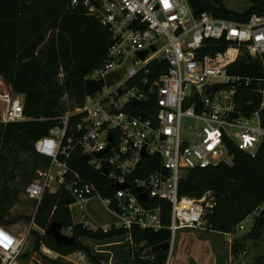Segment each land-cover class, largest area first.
<instances>
[{
	"label": "built area",
	"instance_id": "1",
	"mask_svg": "<svg viewBox=\"0 0 264 264\" xmlns=\"http://www.w3.org/2000/svg\"><path fill=\"white\" fill-rule=\"evenodd\" d=\"M69 7L82 8L108 33L103 61L84 80H106L112 73L120 77L114 76L111 84L86 95L82 105L58 116V124L36 142V152L50 163L27 184L25 194L41 201L46 192L66 191L74 199L69 209L76 206L81 217L88 202L99 197L113 225L128 232L129 264L151 258L145 251L136 255L132 229L167 228L169 264L177 231L203 226L215 207L211 191L198 199L180 195L181 179L192 169L232 164V149L254 155L263 141L264 75L231 70L242 54L264 60V12L235 21L206 9L196 13L190 0H70ZM145 51L143 59L140 53ZM2 85L6 93L0 91V97L7 105L0 123L28 120L24 95L3 81ZM243 92L258 94V102H242L238 95ZM185 119L194 126H185ZM76 154L114 184L112 196H103L92 180L72 167ZM141 193L148 195L147 201L141 200ZM161 201L170 204L168 226L163 223ZM243 228L240 223L224 233L231 261H236L232 246ZM28 234L17 236L0 227V264L19 263ZM245 254L247 250L242 251ZM65 258L91 264L81 250Z\"/></svg>",
	"mask_w": 264,
	"mask_h": 264
},
{
	"label": "trees",
	"instance_id": "2",
	"mask_svg": "<svg viewBox=\"0 0 264 264\" xmlns=\"http://www.w3.org/2000/svg\"><path fill=\"white\" fill-rule=\"evenodd\" d=\"M70 0H0V74L13 87L15 93L24 95L26 121L0 126V184L7 182L19 153H33L47 166L50 160L36 152V142L58 124L59 100L66 93H74L82 105L86 99L85 75L101 64L109 45L108 33L98 20L82 11L69 7ZM253 6L243 13L229 9L224 0H203L206 11L218 18L247 21L254 13L264 12V0H252ZM232 73L264 75V62L252 60L242 54ZM63 74L62 79L59 75ZM157 74L153 75L155 78ZM245 103L259 100V95L243 92L238 95ZM232 164H220L208 168L190 170L180 181V195L201 198L211 191L215 198L214 211L206 218L208 230L227 233L245 220L264 203V138L258 151L252 155L232 149ZM147 161V159H146ZM72 167L92 180L102 195L112 196L114 184L100 171L90 168L81 154L71 162ZM146 173L144 171L141 176ZM72 195L59 190L46 193L37 210L36 222L42 225L49 218L57 221L62 230L71 228L76 242L58 245L47 233L49 246L65 255L85 247L80 236L90 234L104 241L126 230H86L82 223L73 221L69 205ZM150 201L148 204H155ZM162 219L170 223V204L161 201ZM264 215V209L262 210ZM264 218V217H261ZM260 218V219H261ZM1 220V219H0ZM264 223V222H263ZM260 225V224H259ZM261 226V225H260ZM133 243L138 247L136 255L146 251L151 258L134 259L132 264H166L168 251L154 249L168 241L170 230L159 232L134 228ZM239 242L232 246L239 253ZM264 264V262L255 263Z\"/></svg>",
	"mask_w": 264,
	"mask_h": 264
},
{
	"label": "rangeland",
	"instance_id": "3",
	"mask_svg": "<svg viewBox=\"0 0 264 264\" xmlns=\"http://www.w3.org/2000/svg\"><path fill=\"white\" fill-rule=\"evenodd\" d=\"M224 2L229 9L239 13L253 6L252 0H224ZM259 61L264 62V60ZM62 77L63 75H60L59 79ZM2 81L9 84L0 74V91L3 95L6 93V88L2 85ZM6 105L7 103L0 97V117ZM78 106H80V101L74 93L66 92L59 100L58 110L65 113L75 110ZM184 124L194 126L195 123L185 119ZM15 164L10 179L7 182L2 179L0 184V227L17 236L29 233L18 264H76L66 259L65 254L49 246L45 235L49 227V218L42 225L36 222L37 210L43 198L38 201L28 198L25 194L27 184L39 178L40 172L48 167L47 164L33 153L17 154ZM263 209L264 203L241 222L244 228L238 231L239 238L236 242L240 244L236 261H231V248L226 246V235L208 230L207 221H205L201 227L177 231L175 250L170 264H255L264 262V223L259 225L260 218L264 217ZM71 213L73 221L82 223L86 230L102 229L104 231V226L109 224L111 225L108 231L117 230L113 225L112 215L99 197H94L88 202L86 215L81 217L76 206L71 208ZM62 231L72 236L71 228ZM126 237L127 235L123 233L101 241L90 234L80 236V241L87 247L81 251L86 253L91 264H129L131 249L130 241ZM244 250H247V254L242 255Z\"/></svg>",
	"mask_w": 264,
	"mask_h": 264
},
{
	"label": "water",
	"instance_id": "4",
	"mask_svg": "<svg viewBox=\"0 0 264 264\" xmlns=\"http://www.w3.org/2000/svg\"><path fill=\"white\" fill-rule=\"evenodd\" d=\"M191 5L196 13L201 12L205 9V5L203 3V0H190ZM147 54V51L140 53L141 58H145ZM116 77L119 79V74L118 73H112L106 77V80H87L85 81V94L86 95H93L97 91H99L105 84L109 85L112 83L113 77ZM220 88V85L216 87L218 90ZM138 105H143L144 101H136L135 102ZM238 108L239 110H242V103H238ZM238 115L236 114L235 117ZM102 153H99L101 155ZM87 158V156H86ZM105 172L107 173L108 170L106 169ZM125 185H120L119 187H122ZM140 189H137L139 191ZM140 198L142 201H147L148 200V195L146 193H141ZM264 222V218H261L259 221V224L262 225ZM47 233L55 240V242L58 245H73L75 244L76 240L73 236H70L68 234L63 233L62 231V226L59 222L53 221L50 223ZM169 248V242L165 241L163 243H160L154 247V249H163V250H168Z\"/></svg>",
	"mask_w": 264,
	"mask_h": 264
},
{
	"label": "bare ground",
	"instance_id": "5",
	"mask_svg": "<svg viewBox=\"0 0 264 264\" xmlns=\"http://www.w3.org/2000/svg\"><path fill=\"white\" fill-rule=\"evenodd\" d=\"M172 258H173V257H172ZM172 258H171V260H170V263H171V261H172ZM170 263H169V264H170Z\"/></svg>",
	"mask_w": 264,
	"mask_h": 264
},
{
	"label": "crops",
	"instance_id": "6",
	"mask_svg": "<svg viewBox=\"0 0 264 264\" xmlns=\"http://www.w3.org/2000/svg\"><path fill=\"white\" fill-rule=\"evenodd\" d=\"M184 230V229H183Z\"/></svg>",
	"mask_w": 264,
	"mask_h": 264
}]
</instances>
